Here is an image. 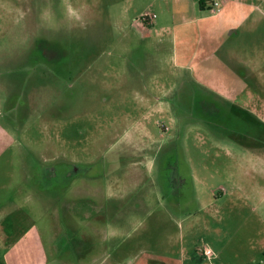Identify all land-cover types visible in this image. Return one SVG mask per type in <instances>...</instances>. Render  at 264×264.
I'll return each instance as SVG.
<instances>
[{
    "label": "rangeland",
    "instance_id": "rangeland-1",
    "mask_svg": "<svg viewBox=\"0 0 264 264\" xmlns=\"http://www.w3.org/2000/svg\"><path fill=\"white\" fill-rule=\"evenodd\" d=\"M146 13L169 29L145 38ZM176 15L173 0H0V223L41 227L45 207L76 228L93 208L102 241L157 220L171 254L190 223L196 264H231L202 253L219 251L204 208L213 191L264 187V6L239 38L202 39ZM240 213L251 237L252 207ZM249 239L244 255L264 258Z\"/></svg>",
    "mask_w": 264,
    "mask_h": 264
},
{
    "label": "crops",
    "instance_id": "crops-1",
    "mask_svg": "<svg viewBox=\"0 0 264 264\" xmlns=\"http://www.w3.org/2000/svg\"><path fill=\"white\" fill-rule=\"evenodd\" d=\"M200 1L173 0V4L175 18L179 12L184 22L190 16L194 18L192 22L203 26V31L199 35L202 39H211L219 33L239 38L241 26L249 21L254 22V14L258 12L259 7L264 6V0H222L221 15H214L217 16L216 23H209L210 18L201 14V11H210V5H201ZM168 29L163 20L156 19L147 30L139 28L145 38L150 37L147 33L151 31L165 32ZM220 62L221 60H216L217 64ZM241 62L246 63L243 60ZM262 188L261 190V186H258L257 190L253 189L249 194H242L238 190L229 192L221 189V194L215 196L218 191L212 192L211 202L204 208V233L212 240L209 239V246L218 245L219 251H215L217 256L211 259V262L219 260L231 264H250L264 259L258 255L249 258L244 255L246 236L248 240L249 238L255 240L257 250L264 252V187ZM247 205H250L253 211L251 237L243 233L244 221L240 216L243 207ZM40 208L41 227L39 224L22 223L10 228L5 226L4 222L0 223V264H158L160 258H177L180 264L184 262L196 264L194 244L189 242L186 244L184 240L186 236L190 238V232H194V224L183 225L181 231V226L178 228L182 239L176 246V253L171 254L163 249L165 248L163 242L157 243V236L155 238L150 236L153 232L164 235L157 229L158 226L162 227L157 220L150 226V230L148 228L137 236L132 234L131 230H121L114 224L109 227L102 241L101 232L104 233V230L95 222L99 213L93 208L75 210V214L80 217L76 228L62 223L53 226L52 214L58 216L59 212L53 213L52 210L48 212L45 207ZM29 209L26 206L27 213L33 215L34 211ZM162 211V214L171 216L181 210L173 208ZM153 214L146 209L145 215ZM56 219L58 221V217ZM64 237L68 242L61 246L59 240Z\"/></svg>",
    "mask_w": 264,
    "mask_h": 264
},
{
    "label": "built area",
    "instance_id": "built-area-1",
    "mask_svg": "<svg viewBox=\"0 0 264 264\" xmlns=\"http://www.w3.org/2000/svg\"><path fill=\"white\" fill-rule=\"evenodd\" d=\"M204 2H206L208 5H210V12L213 15H218L222 12L223 10V3L222 0H203ZM155 16L153 14L150 13H146L143 14L137 21H136V25H138V27H140L143 30H147L148 27L154 22L155 20ZM203 255L205 256V258L211 260L213 258H215V253L214 251H212L211 248H205L202 251Z\"/></svg>",
    "mask_w": 264,
    "mask_h": 264
},
{
    "label": "trees",
    "instance_id": "trees-1",
    "mask_svg": "<svg viewBox=\"0 0 264 264\" xmlns=\"http://www.w3.org/2000/svg\"><path fill=\"white\" fill-rule=\"evenodd\" d=\"M200 2H201V5H205V4L207 5V3L204 2L203 0H201Z\"/></svg>",
    "mask_w": 264,
    "mask_h": 264
}]
</instances>
